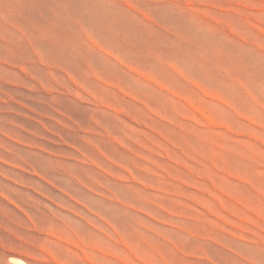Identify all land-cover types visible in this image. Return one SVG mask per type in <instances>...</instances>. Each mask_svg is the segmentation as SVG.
<instances>
[{
  "label": "rangeland",
  "instance_id": "374dc122",
  "mask_svg": "<svg viewBox=\"0 0 264 264\" xmlns=\"http://www.w3.org/2000/svg\"><path fill=\"white\" fill-rule=\"evenodd\" d=\"M0 264H264V0H0Z\"/></svg>",
  "mask_w": 264,
  "mask_h": 264
},
{
  "label": "bare ground",
  "instance_id": "6f19581e",
  "mask_svg": "<svg viewBox=\"0 0 264 264\" xmlns=\"http://www.w3.org/2000/svg\"><path fill=\"white\" fill-rule=\"evenodd\" d=\"M15 259V258H14ZM13 260V259H12ZM16 261V260H15ZM16 262H18V261H16Z\"/></svg>",
  "mask_w": 264,
  "mask_h": 264
}]
</instances>
